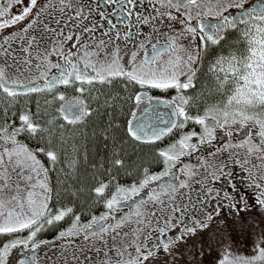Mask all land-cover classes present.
Wrapping results in <instances>:
<instances>
[{
  "label": "snow or ice",
  "instance_id": "snow-or-ice-1",
  "mask_svg": "<svg viewBox=\"0 0 264 264\" xmlns=\"http://www.w3.org/2000/svg\"><path fill=\"white\" fill-rule=\"evenodd\" d=\"M0 97V264H179L205 233L264 264L217 187L238 167L264 210V0H0Z\"/></svg>",
  "mask_w": 264,
  "mask_h": 264
},
{
  "label": "rangeland",
  "instance_id": "rangeland-1",
  "mask_svg": "<svg viewBox=\"0 0 264 264\" xmlns=\"http://www.w3.org/2000/svg\"><path fill=\"white\" fill-rule=\"evenodd\" d=\"M248 204L249 207L246 210L242 207L234 212L246 224L251 225V229L241 231L238 228H230L232 246L229 251L233 255L251 258L257 254L256 245L261 228L264 227V210L255 202ZM226 219L228 222L232 221L233 211L227 214ZM224 247L223 245H218L214 240H210V234H201L193 238L188 244L179 247V251L176 254V261L179 264H220V260L224 256Z\"/></svg>",
  "mask_w": 264,
  "mask_h": 264
},
{
  "label": "flooded vegetation",
  "instance_id": "flooded-vegetation-1",
  "mask_svg": "<svg viewBox=\"0 0 264 264\" xmlns=\"http://www.w3.org/2000/svg\"><path fill=\"white\" fill-rule=\"evenodd\" d=\"M87 2H92V0H87ZM2 3L7 4L8 0H2ZM12 11H13V13H15L16 11H18V8H13ZM112 19L115 22L116 17H113ZM106 27H107V25H106ZM9 31H12V29H9ZM97 35H99V32L97 33ZM14 47H18V46L14 45ZM53 71H55V70H53ZM66 95L69 97V99H71V96L73 95L72 90L71 89L66 90ZM0 99H2V97H0ZM160 111H164V107L162 105L160 106ZM233 182L237 185V189L235 192H233V190L231 189V187L229 185L223 184V182L219 183L217 185V187L221 188L223 191H228L230 194L236 196L237 199H239L240 196H243L245 199L248 200V203L255 202L256 193L253 191L252 188L248 187L247 181L244 178V176L240 173V170L238 167L236 168V176H235V179ZM216 203H217L216 201H213L212 202L213 206H215ZM226 205H227L226 201H223L221 203L222 214L225 217H227V214L231 213V211L229 210V208ZM242 207H243V205L241 204L239 206V208L233 209L232 211L234 212V211H236ZM65 226H66V224H65ZM42 238L53 240L55 238L54 232H52V231L46 232L42 235ZM59 245H60V242L57 241L56 246L53 249H51V250L45 249V251L47 252V256L50 257V259L47 261V264H62L63 258L60 255L61 248ZM178 251H179V248L176 250V254ZM67 255H68V260L71 261V251L70 250H69V253ZM41 264H45V256H44L43 252L41 253ZM73 264H74V262H73Z\"/></svg>",
  "mask_w": 264,
  "mask_h": 264
},
{
  "label": "trees",
  "instance_id": "trees-1",
  "mask_svg": "<svg viewBox=\"0 0 264 264\" xmlns=\"http://www.w3.org/2000/svg\"><path fill=\"white\" fill-rule=\"evenodd\" d=\"M64 165H57V170L53 171L52 174V184L55 188L61 190V200L64 203H67L70 200V197L66 192L63 191V188L66 184L72 183L71 180L66 179V171L62 172L60 171L61 168H63Z\"/></svg>",
  "mask_w": 264,
  "mask_h": 264
}]
</instances>
